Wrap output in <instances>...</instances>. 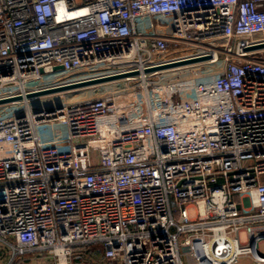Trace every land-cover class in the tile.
<instances>
[{"label": "built area", "instance_id": "1", "mask_svg": "<svg viewBox=\"0 0 264 264\" xmlns=\"http://www.w3.org/2000/svg\"><path fill=\"white\" fill-rule=\"evenodd\" d=\"M263 44L264 0H0L11 258L264 264Z\"/></svg>", "mask_w": 264, "mask_h": 264}, {"label": "rangeland", "instance_id": "2", "mask_svg": "<svg viewBox=\"0 0 264 264\" xmlns=\"http://www.w3.org/2000/svg\"><path fill=\"white\" fill-rule=\"evenodd\" d=\"M163 21L164 22H162V27L167 28L170 26V22L166 20H163ZM158 30L163 31L160 24H159ZM241 238L242 240H245L246 238L245 233L241 234ZM94 246L95 245H92L91 247H94ZM99 261L101 262V260ZM45 262L50 263V260L48 259L46 261L44 258H39L37 257L36 253H26L24 255L16 256L14 259H12L10 251L8 250V247L0 243V264H42Z\"/></svg>", "mask_w": 264, "mask_h": 264}, {"label": "water", "instance_id": "3", "mask_svg": "<svg viewBox=\"0 0 264 264\" xmlns=\"http://www.w3.org/2000/svg\"><path fill=\"white\" fill-rule=\"evenodd\" d=\"M262 46H264V44L263 45H258L257 47H262ZM209 57L210 56L202 57V58H197V59H194V60H188V61H182V62H176V63L166 64V65L159 66V67H156V68H153V69L167 68V67H171V66H175V65H180V64H183V63H187V62H192V61L207 59ZM58 68H61V66H57L55 69H58ZM125 75L126 74L117 75V76H109V77L100 78V79H97V80L80 82V83L71 84V85H67V86H61V87H57V88H54V89H51V90L42 91V92H39V93H36V94H42V93H47V92L66 90V89H70V88H74V87L86 86V85L93 84V83H98V82H101V81H106V80H110V79H115V78L123 77ZM15 99H18V98L3 99V100H0V103L7 102V101H11V100H15ZM42 264H51V263L45 262V263H42ZM76 264H78V263H76Z\"/></svg>", "mask_w": 264, "mask_h": 264}, {"label": "trees", "instance_id": "4", "mask_svg": "<svg viewBox=\"0 0 264 264\" xmlns=\"http://www.w3.org/2000/svg\"><path fill=\"white\" fill-rule=\"evenodd\" d=\"M82 252V258L79 260L82 264H95L101 256L100 251L94 247H87Z\"/></svg>", "mask_w": 264, "mask_h": 264}, {"label": "crops", "instance_id": "5", "mask_svg": "<svg viewBox=\"0 0 264 264\" xmlns=\"http://www.w3.org/2000/svg\"><path fill=\"white\" fill-rule=\"evenodd\" d=\"M240 262V263H239ZM239 262H238V264H253V262H252V260H251V258H249V257H241L240 259H239Z\"/></svg>", "mask_w": 264, "mask_h": 264}]
</instances>
